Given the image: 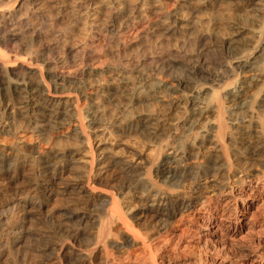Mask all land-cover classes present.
Listing matches in <instances>:
<instances>
[{
  "label": "bare ground",
  "instance_id": "6f19581e",
  "mask_svg": "<svg viewBox=\"0 0 264 264\" xmlns=\"http://www.w3.org/2000/svg\"><path fill=\"white\" fill-rule=\"evenodd\" d=\"M25 1L0 0V134L11 139L0 143V264H264V0H219L232 15L227 35L220 10L216 72L205 33L183 57L200 85L171 75L176 60L147 57L92 84L90 48L71 30L42 44ZM83 1L89 23L106 12L111 32L130 31L120 0ZM177 15L168 30L182 29ZM21 33L41 46L18 57ZM111 85L121 114L105 116L90 98ZM150 99L161 107L132 111Z\"/></svg>",
  "mask_w": 264,
  "mask_h": 264
},
{
  "label": "rangeland",
  "instance_id": "374dc122",
  "mask_svg": "<svg viewBox=\"0 0 264 264\" xmlns=\"http://www.w3.org/2000/svg\"><path fill=\"white\" fill-rule=\"evenodd\" d=\"M83 2H84L83 0H79V1L78 0H75V1L74 0H62V1L61 0H35V1L29 0L28 2L26 0L25 4H27V5H25L24 9L22 10V13H23V16L26 15L28 20L31 19L30 21L33 23V26L36 27V29H41V31L43 33V38L41 40L42 44H45V43L50 44L53 41H55L57 38V34H58L57 31L63 30L65 33L66 32L70 33L69 30H71L70 34H72V35H70L68 33L69 34L68 36H71L72 43L77 44V45L81 44L80 46H82V47H80V50H79L80 52H82L85 49H88V47L90 48L88 50H90L91 58L94 60L93 63H91L90 65L95 63L94 65H92L93 68H92V66H90L92 69H94V72H95L91 75L92 77L90 76V79L92 78V80H90V83H92V84L98 83V82L102 81L103 79L108 78L109 77L107 75L108 70L113 74L115 73V75H113V76L116 78L117 74L114 71H119L121 68L123 69L124 65H125L124 66V69H125L126 64H128V67H133L135 64L138 63L139 60H141L145 57L150 59V60H147L145 66L147 65L150 67L155 64V59L153 61L152 58H163V59H168V60H176L177 64L173 68L171 75H174L177 77L180 76V77H184V78L187 77L186 79H189V77H190V79L194 80V81L192 80V82L190 80V84H192V83L194 84V82L196 83V85H198L197 84L198 82H199V85L203 84V81H205V80H202L200 77H197L195 79L192 78L193 75H190V73H188V67H186V69H185V65H184V63H185L184 62V59H185L184 56L185 55L184 54L187 53V50H188V52L189 51L191 52L192 49H195L196 45H194V44L196 42V39L202 33H205V36H206L205 43L208 46V50L205 54V56L207 55L206 56V60H207V62H206L207 67L206 68L210 72L214 73V72H216L215 70H217V58H218V38L217 37L219 36V32H220L221 26H222V25L220 26V24H222L221 20H220V13L222 10H224V12H226V10H228L225 13L226 17H228V18H225L224 27L227 24L226 25L227 28L225 27V31H226V29H228L226 34L227 33H229V34H227V35H230V32H231V30L229 31V29H231V25H230L231 24V18L230 17L232 15V3L231 2L224 3V5H223L219 2V0H164L163 2H160V1L158 2L157 0H120V3H122L121 5L123 7H125L127 9V11L129 10L128 13H126V15H124L120 19V21H125L127 25L129 23L128 26L130 28L129 32H127L123 35L122 34L118 35L120 38L115 33L111 32L112 31L111 30L112 19H111L110 13L103 12L100 15V17L98 18L97 24H93L92 18L90 19V23H89V20L82 14L83 8L82 9L80 8V4H82ZM65 4H67V6ZM229 4H230V6H229ZM29 6H30V8H29ZM35 8L41 9L42 16L40 14L34 13L33 9H35ZM174 12H176L178 14L177 16L179 18H181L180 19L181 22L183 21V23H181V24H183V27H184V28L182 27V29H179L176 31L175 30H168V28H167V25H168L167 23H168V19L170 17V14L174 13ZM228 12L230 14H228ZM44 20H45V22H44ZM185 20H187V21H185ZM195 20H196V22H195ZM209 20H210V22H209ZM134 21H136V22H134ZM219 21H220V23H219ZM35 23H37V24H35ZM42 23H43V25L40 26V24H42ZM207 27H209V28H207ZM19 29H20V27L17 26L16 31L19 32ZM72 29H74V30H72ZM22 35H24V36H22ZM19 36L13 40L14 42H11L10 47H9L11 52L18 57H22V56L26 55V53L28 52L27 50H30L31 48L41 46V43L40 44L36 43L34 45L35 47L31 46L28 49L27 47H28L29 41L31 43L29 35L26 33H21ZM87 37H89L90 39ZM110 37H112V38H110ZM46 39H47V41H46ZM185 41H187L185 43L186 46L184 45L185 48L183 47L182 50L179 52V48L182 46V44ZM85 42H86V44H85ZM15 44H17V45H15ZM121 44H122V46H121ZM88 45H90V46H88ZM19 46H21V47H19ZM60 46L57 47L56 49H54V51L53 50H51V52L48 51L47 52L48 54L46 53L44 55V59H49V58L52 59V57L55 58V57L63 56L64 55V48L62 45H60ZM185 49H187V50H185ZM58 51H59V53H58ZM16 53H18V54H16ZM183 57H184V59H183ZM75 59H79V56L76 57ZM126 59H127V61H126ZM180 61H182V62H180ZM185 61H187V60L185 59ZM95 65L96 66L98 65L97 69L95 68L96 67ZM83 68H85L84 65H82L80 63V61L77 60L75 67L70 69L69 72H71V74L76 73L74 75H77L78 77H80L82 74L81 71ZM128 69H130V68H128ZM99 70H101V71H99ZM73 71H75V72H73ZM102 74H104V75H102ZM114 77H111V79L113 80ZM189 86H188V88H189ZM111 87L113 89L108 88V90L106 91V93H108V94H106V95L105 94L104 95L103 94H101V95L97 94L98 95L97 98H95L94 96L92 98H90V102L93 103L94 99H95V101L98 102L100 109L103 107L101 109V112L103 114L105 112V114H104L105 116H108V115L113 116L114 114L115 115L121 114V108L119 106V100H120L119 95L120 94L117 92V90H114L113 85H111ZM186 88L183 91H181L178 95H180V96L183 95V97H184V95H186L188 93L187 91H189L188 88L187 89ZM99 98H101L102 100H100ZM107 101H108V103H107ZM160 104H161V102L159 101V99L145 100V101L135 105L136 106V107L134 106L135 110L132 108V111H138V109L139 110H143V109L146 110L147 109L149 111H156L161 107ZM158 106H160V107H158ZM183 110H184V108L180 107V108H177L174 111V113L176 116H178V115L182 116L185 114L184 113L185 111H183ZM178 112H179V114H178ZM62 129L63 130L60 132V134H62V135H65V134L70 132V130H69L70 128L68 129V126H65ZM65 131H67V132H65ZM64 132H65V134H63ZM0 135H1L0 136V143L1 144L2 143H4V144L9 143L11 141V139L6 137L5 135H3V134H0ZM27 135H28V137H26V138L28 140L27 139L26 140L28 142L29 141L31 143L36 142L37 145L40 144V142H37V141L34 142V139L36 138L35 136H32V134H29L28 132L26 133V136ZM6 140L8 142H6ZM42 144L43 143H41L40 145H42Z\"/></svg>",
  "mask_w": 264,
  "mask_h": 264
}]
</instances>
